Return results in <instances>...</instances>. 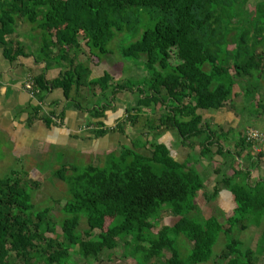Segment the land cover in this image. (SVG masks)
I'll return each instance as SVG.
<instances>
[{
	"label": "trees",
	"instance_id": "1",
	"mask_svg": "<svg viewBox=\"0 0 264 264\" xmlns=\"http://www.w3.org/2000/svg\"><path fill=\"white\" fill-rule=\"evenodd\" d=\"M246 1L0 0L3 56L10 63L28 58L20 41L12 37L20 23L38 29L42 58L33 62L44 64L45 69L28 76L39 94L60 88L76 108L81 100L75 97L80 96L83 86L96 85L97 98L111 102L118 91L130 90L126 81L114 82L110 73L90 78L87 60L79 57L85 46L87 59L92 62L96 58L97 66L100 57L112 54V39L118 34L121 40L125 38L118 49L121 59L138 62L147 88L138 86L133 104L117 109L122 114L110 115L112 123L108 125L104 122L107 101L98 106L97 100L89 110L97 117L92 114L88 124L99 140L115 132L125 136V119L136 124L144 108L153 110L159 105L165 112L159 115L158 124H148L149 128L156 133L166 130L163 138L170 137L150 144L129 138L130 143H120L117 149L102 148V154L109 152L98 164L62 162V155L61 165L52 173L66 186L58 226L53 222L52 207L36 206L34 193L26 188H37V182L28 184L14 171L0 176V264H69L74 248L84 260H99L104 252L111 256L109 252L119 242L124 247L123 256L133 264H196L211 257L221 231L228 233L236 223L243 224L242 229L264 225V178L241 180V169H233L231 176L222 175L219 184L233 195L235 205V213L224 220V227L215 216L199 220L193 215V211L200 213L196 202L199 191L209 202L222 189L218 183L205 188L200 173L188 167L189 160L195 159L192 149L196 143L201 146L199 156L210 161L215 154L222 156L227 144H221L220 139L230 133L229 129L221 131L215 142L205 124L208 138L193 142L203 132L198 110L233 106L241 97L250 106L254 102L255 112L250 115L264 116V0L257 1L251 11L245 7ZM56 65L64 68L48 77L49 66L54 69ZM26 81L28 78L23 85ZM243 108L247 110L245 104ZM62 116L61 111L58 118ZM43 119L45 124H56L48 116ZM170 131L181 141L178 148L171 146ZM214 144L216 149L211 152ZM183 145L190 150L186 160L178 161L174 156ZM258 145L259 141H248L240 133L231 151H226L239 161L248 150L247 161L255 165L264 155L261 151L252 153ZM214 172L219 173V168ZM163 210L178 219L154 231ZM81 223L86 228L80 229ZM236 240L231 239L217 254L224 264H261L264 230L257 254L252 249H234L231 245ZM182 247L190 248L187 259L182 256ZM243 257L246 263H240Z\"/></svg>",
	"mask_w": 264,
	"mask_h": 264
},
{
	"label": "rangeland",
	"instance_id": "2",
	"mask_svg": "<svg viewBox=\"0 0 264 264\" xmlns=\"http://www.w3.org/2000/svg\"><path fill=\"white\" fill-rule=\"evenodd\" d=\"M257 1L259 0H247L245 3V7L250 11L254 10ZM16 30L18 35L14 34L12 39L15 38L19 40L20 46L22 47V52L26 55H30L28 56V58L21 57L23 60V64H27V66L33 67V65H35L33 60L36 58V60L40 61V59L42 58L39 48L41 44V39L39 36L41 33L40 31H38V29L32 28L29 23H20ZM121 38L122 36L118 34V36L112 39V41L109 43V48L111 49L112 54L103 55L102 57H100V63L97 66L95 65V63H97L96 58H94V60L92 58V62L87 59L89 53L88 49L85 46H82V52L79 53V57L80 59L84 58L87 60V64L92 70L90 78H97L104 72L110 73L114 82H127L128 87L133 91V93H131L130 90H122L118 91L115 96L117 97L119 102L118 103L116 101L115 104L121 105V103H123V105H121L123 107L126 106L127 103L130 104L128 106H131V104H133L132 102L135 101V97L137 95V87L143 86L147 88V84L144 80L145 72L143 71V68L138 64V62L134 60L123 61L121 59L118 51L123 40H121ZM4 62H8V60L3 56L1 48L0 69L3 68L1 64ZM42 66L43 69H45L44 64H37V72H40ZM54 66H49L47 70L48 77H53L55 72L59 71L61 68H64V65H56V68L53 69ZM49 69L53 70L51 71ZM16 71H19V75L22 76V71L20 70V68H17ZM30 76L27 75L26 78H28V81L33 82ZM87 87H90L89 90ZM26 90L31 94L38 93L37 89L34 88V83L32 85V89ZM93 91L98 92L99 87H97L96 85H91L83 86L80 88V96L82 93V95L87 96L86 99L92 100L87 103L78 101L81 105V112H85L88 117H91L92 114L97 117L95 113L89 111L90 109H93L92 106L96 103L97 100L99 101H97L96 104L98 106H102V102L106 101L108 107L112 105V102L109 100H104L102 98L98 99V96L94 97ZM73 94L74 93H71V95ZM62 96L63 93L60 88L54 89L53 92L42 91V93L36 96L37 98H42L41 102L38 103L39 105L32 102L30 103L33 110V115L30 119L32 121H34V119H41L45 112H53V114H55V111L59 110V108L56 106V102L58 100V97L60 98ZM78 98L79 97L77 96L76 99ZM244 101L245 102H243L241 97H238L233 106L227 104L223 108L218 110H198V113L202 116L200 125H202L203 132L200 137L193 138V142H196L199 138H208L206 132V130L208 129L207 126L209 127V130L212 131L213 140L215 142H217V140L219 139V134L221 133V131L226 132L229 129L230 133L227 134V137L225 139H220L221 144H227L226 147H224L223 153H221L222 156L215 154L213 157L209 158V161L207 157L199 156L201 146L196 143L192 149V152L195 154V159L191 158V160H189L190 163H188V167L191 168V170H195L200 173L206 186L205 188L210 189L218 183V186L220 187V189H222L220 190V193H218L214 198L215 200L209 202L205 200L203 192L199 191L198 195L196 196V202L200 207V213L197 214L196 211H193V215L199 220H201V217L205 219L210 216H215L218 218L219 223L224 225V227H227V223L224 224V222L235 213V209H233L235 205L233 201V195L225 191L221 184H219L222 175L231 176V174H233L234 172L232 169H241L242 172L240 174V178L241 180L247 181V171H252V168L248 167L253 166V172L250 174L251 179L255 180L264 178V155L261 156L260 159H257L258 164L255 163V165H252V163L248 162L246 158L248 150H246L244 154H242L239 161L236 159V156L232 154V152L229 153L226 151V149L231 151V148L233 147L232 143L238 138L240 133L246 135V133L249 131L257 130L264 135V116L256 117L255 115H250V113L255 112V104L253 102L250 106L248 100L244 99ZM244 104L246 105L245 109L247 110H244ZM75 106L76 105L69 103V107L73 111L76 110V108H74ZM4 109L5 113L9 112L10 114H12L13 112L12 108L7 111V107L5 106ZM21 109L23 110L21 106L18 110L15 109L16 111L14 113L16 117L10 116L12 118V121L14 120L15 123L20 120L19 117L21 115ZM163 112H165V107L156 105L153 110H151L150 108H144L142 111V115L141 117H139V121L136 124H131L128 119H125V136L120 132H115V134L110 135L107 139L104 138L98 140L97 138H94V136H90V130L83 131L80 133V140L75 139L72 143H69L70 145L77 147L76 149H72L71 147L68 148L64 144L60 145L59 141H57V131H59V134L68 132V130L61 128V126H63L62 123L64 118L62 117L60 120L58 118V115H55L54 117V120L56 121V124L54 126L55 132L49 133V136L47 137H44L40 134L35 135L36 133L29 134L31 132V129H29L28 127H26L28 132L23 131L25 127H22L20 128V130H18V134L17 132H13L12 130L9 131L13 132L11 134L9 132H2L0 130V176L3 177L10 171H14L15 173H18L16 174L18 175V177L22 178L21 180L25 181L28 184L30 183L31 185H34V182H37V188L31 189V186H26V188L28 192H31V194L34 193L32 198L36 206L44 207L49 205L52 207V212L56 217L53 222L56 224V226H58L57 221L61 216L60 208L64 203V200L60 199L65 196L66 186L61 180L54 177L52 173L53 170L59 168V166L61 165V156L63 155L62 162H77L79 165H81V163L88 162L98 164L101 163L102 160H105V157L109 152L108 150H106V155H104L105 153L102 154V152H104L102 148L107 149V147H109L110 149L111 147H113L117 149L118 144L130 143V139L140 140L146 143L149 142V144L154 143L155 141H161L163 143L167 141L166 138H170L168 136L163 138L164 134L168 131L161 129L156 133L153 129L151 131L148 125L150 124L155 127L158 124L159 115ZM93 120L95 121L96 119ZM39 123L43 125V127H45L42 121H39L37 125H39ZM57 123L60 124L59 127H57ZM205 124L208 125L205 126ZM45 131L47 130L45 129ZM92 134L94 133L91 132V135ZM170 134L172 137L170 139L171 146L176 145L178 148V143L181 141L174 136V131H170ZM88 137H91V139H88ZM259 142L261 145L252 148L253 154L258 153L259 151L264 152V140ZM183 146L184 147H180L179 150H177V152L175 153L174 157L178 161H182L184 159L186 160L188 156V151L190 150L189 146ZM215 149V144L210 147V150H212L211 152H213ZM216 167L219 168V173L214 172V169ZM237 180L238 179H235L234 181ZM58 200H60V202H58ZM177 219L178 217L171 215L168 210H163L161 212L160 219L156 221L153 230L157 231L164 224L173 225L174 222L177 221ZM242 225L236 223L234 226H232L231 230H229L228 233H226L225 231H221L216 242L212 245L211 257L206 261L198 262L196 264H224L226 261L224 262L220 260L217 257V254H219V252L225 247L228 242H230L231 239H237L235 241L236 243H232L231 245L234 249L236 247L242 252H244V250L246 249H252L254 253L257 254L259 249L258 243L261 239L264 225L262 223L258 225H248V228L246 229H242ZM84 228H86V224L81 223L80 229ZM57 231L59 232V229ZM58 237L61 239L60 235ZM239 241L241 242V244L238 243ZM75 250L76 249L74 248L70 251L72 259L69 264H133V261L130 258L123 256L124 247L121 242H119L118 246L113 251L109 252V255L111 256H108V252H104L102 254V259L99 260H96L94 258L84 260L74 252ZM181 252L182 256L186 257L187 259L190 248L187 249L185 247H182ZM166 255H169V253L166 252ZM243 261L246 263L245 257L241 259L240 263H244Z\"/></svg>",
	"mask_w": 264,
	"mask_h": 264
},
{
	"label": "crops",
	"instance_id": "3",
	"mask_svg": "<svg viewBox=\"0 0 264 264\" xmlns=\"http://www.w3.org/2000/svg\"><path fill=\"white\" fill-rule=\"evenodd\" d=\"M34 64L35 65H33V67L27 66V64H23L22 58H20L17 62H13V63L4 62L1 64V66H3V68L0 69V130L2 132H9L10 130H12L13 132L14 131L17 132V134H18L19 133L18 130H20V128H22V127H25L23 131L28 132V130L26 128V127H28L29 129H31L30 131L32 132V133L30 132L29 134H35L36 133L35 135L40 134L44 137H47V136H49V133L55 132V130H54L55 125L53 123L52 124L50 123V125L45 124L43 121L44 120L43 117L48 116V118L50 117L54 122L55 121L54 120L55 115H58V113L62 111L63 112L62 117L64 118V120L62 123L63 126H61V128L68 130V132L59 134V131H57V133H58L57 134V139H58L57 141H59L60 145L64 144L68 148L71 147L72 149H76L77 147H74V146L70 145L69 143H72L75 139L80 140V138H79V137H81L80 133L83 131L90 130L91 132H93L92 126L88 124L89 120H92V118L88 117L85 112H81L82 111L81 105L78 108H76V106H75L74 107V108H76L75 111L71 110V108L69 107L70 101L66 100L62 96L60 98L58 97V100L56 102L57 103L56 106L59 108V110L55 111L56 112L55 114L50 115L51 112H45V114L43 115V117H41V119H34V121H32L30 118L33 115L32 114L33 110L31 108L30 103L32 102L34 104H38L41 102V101H39V98L36 97L39 95V91L37 90L38 93H36V94H34V93L31 94L30 92H28L24 88L25 84L23 85V82L26 79L27 75H30L31 73H33V74L39 73L36 70L38 63L34 62ZM17 68H20V70L22 71V76L19 75V71H16ZM42 68H43V66H42ZM49 70L52 71L53 69H49ZM55 74H56V72H55ZM55 74H54V76H55ZM88 90H89V88H88ZM50 91L53 92L54 90H50ZM97 94H98V92L93 91L94 97H97L98 96ZM72 96H74V94ZM51 97H53V96H51ZM78 97H79L78 99L81 100L83 103H85V102L87 103L89 101H92V100L86 99L87 96L82 95V93H81V96H78ZM119 100H121V99H119ZM116 101L118 102L117 97L112 102L111 107H108V108L106 107L107 109L104 112L105 118H106V120H104V122L106 125L112 123V121L110 119V115L116 114V117H119L120 114H122V112H120L117 109L121 108V105H123V103H121V105L120 104L116 105L115 104ZM128 105H130V104L127 103L126 106L122 107V109L126 108ZM5 106L7 107V111L10 110L11 108L13 109V112H12L13 115L10 114L9 112H6V113L4 112ZM20 106L23 108V110L21 109V115L19 117L20 120H18V122L15 123L14 120L12 121L11 117H16L15 113H14L16 111L15 109L18 110L20 108ZM39 121H42L44 123L45 127H43V125H41L40 123H39V125H37V123ZM59 125L60 124H57V127H59ZM45 129L47 131H45ZM13 132H9V133L11 134ZM91 132H90V136H94V134L91 135ZM20 137H21V135H20ZM94 138H95V136H94ZM88 139H91V137H88ZM248 168H251V166ZM252 172H253V166H252V171L250 170V174ZM248 178H249L250 182L255 181V180H259V179L252 180L250 175ZM228 193L231 194L230 192H228Z\"/></svg>",
	"mask_w": 264,
	"mask_h": 264
},
{
	"label": "built area",
	"instance_id": "4",
	"mask_svg": "<svg viewBox=\"0 0 264 264\" xmlns=\"http://www.w3.org/2000/svg\"><path fill=\"white\" fill-rule=\"evenodd\" d=\"M32 85H33V82H30V81H26L25 82V89H32ZM246 138L248 141H263L264 140V135L259 132V131H249L246 133Z\"/></svg>",
	"mask_w": 264,
	"mask_h": 264
},
{
	"label": "flooded vegetation",
	"instance_id": "5",
	"mask_svg": "<svg viewBox=\"0 0 264 264\" xmlns=\"http://www.w3.org/2000/svg\"><path fill=\"white\" fill-rule=\"evenodd\" d=\"M263 261H264V255L259 262H261V264H263Z\"/></svg>",
	"mask_w": 264,
	"mask_h": 264
},
{
	"label": "water",
	"instance_id": "6",
	"mask_svg": "<svg viewBox=\"0 0 264 264\" xmlns=\"http://www.w3.org/2000/svg\"><path fill=\"white\" fill-rule=\"evenodd\" d=\"M263 264H264V261H263Z\"/></svg>",
	"mask_w": 264,
	"mask_h": 264
},
{
	"label": "clouds",
	"instance_id": "7",
	"mask_svg": "<svg viewBox=\"0 0 264 264\" xmlns=\"http://www.w3.org/2000/svg\"><path fill=\"white\" fill-rule=\"evenodd\" d=\"M25 88V87H24Z\"/></svg>",
	"mask_w": 264,
	"mask_h": 264
}]
</instances>
